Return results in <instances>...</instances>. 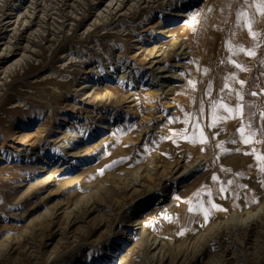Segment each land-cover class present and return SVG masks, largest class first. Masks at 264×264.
Here are the masks:
<instances>
[{"label": "rangeland", "instance_id": "obj_1", "mask_svg": "<svg viewBox=\"0 0 264 264\" xmlns=\"http://www.w3.org/2000/svg\"><path fill=\"white\" fill-rule=\"evenodd\" d=\"M191 1L0 0V264H264V0Z\"/></svg>", "mask_w": 264, "mask_h": 264}, {"label": "bare ground", "instance_id": "obj_2", "mask_svg": "<svg viewBox=\"0 0 264 264\" xmlns=\"http://www.w3.org/2000/svg\"><path fill=\"white\" fill-rule=\"evenodd\" d=\"M196 1H201V0H192L191 2H189L188 4H194ZM217 2H220V0H217ZM232 5V4H231ZM226 8H227V6H225ZM189 8V7H188ZM192 8V7H191ZM205 8V7H204ZM235 9V8H234ZM187 10V7L185 6V8L184 9H182V10H180V11H177V12H175V16L176 17H180V16H184V17H186L187 15H185V11ZM242 11V9H240L239 10V12H241ZM222 13V12H221ZM223 14V13H222ZM237 15H238V13H237ZM189 16V15H188ZM235 17V16H234ZM237 17V21H239V22H242V20H241V17H240V15L239 16H236ZM188 18V17H187ZM213 20V19H212ZM248 20V19H247ZM261 20V19H260ZM260 20H257V21H260ZM249 21L250 22H244V25H245V27L247 28V27H250L251 26V24L253 23V17L252 18H250L249 19ZM256 22V21H255ZM209 23H211V21L209 22ZM262 23V22H261ZM213 25V24H212ZM264 25V24H263ZM260 28V27H259ZM250 37H251V35H250ZM191 50V49H190ZM183 51V50H182ZM191 52H192V50L191 51H189L188 52V54L191 56ZM193 53H194V50H193ZM186 54H187V52H186ZM194 55V54H193ZM193 57V56H192ZM185 58V57H184ZM183 80V79H182ZM148 130V129H147ZM189 172V171H188ZM187 172V173H188ZM182 174H184V171L182 172ZM180 175V176H182V178L184 177V175ZM147 201V200H146ZM146 202H143V205L145 204Z\"/></svg>", "mask_w": 264, "mask_h": 264}, {"label": "snow or ice", "instance_id": "obj_3", "mask_svg": "<svg viewBox=\"0 0 264 264\" xmlns=\"http://www.w3.org/2000/svg\"><path fill=\"white\" fill-rule=\"evenodd\" d=\"M229 111H231V109H228ZM241 131H243V129H241ZM247 142V141H246Z\"/></svg>", "mask_w": 264, "mask_h": 264}, {"label": "crops", "instance_id": "obj_4", "mask_svg": "<svg viewBox=\"0 0 264 264\" xmlns=\"http://www.w3.org/2000/svg\"><path fill=\"white\" fill-rule=\"evenodd\" d=\"M263 36H264V28H263Z\"/></svg>", "mask_w": 264, "mask_h": 264}]
</instances>
